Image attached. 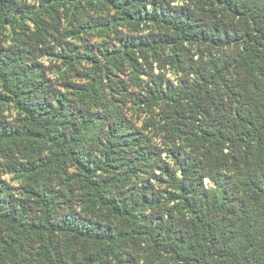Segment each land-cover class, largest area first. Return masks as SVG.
<instances>
[{
  "label": "trees",
  "instance_id": "16d2710c",
  "mask_svg": "<svg viewBox=\"0 0 264 264\" xmlns=\"http://www.w3.org/2000/svg\"><path fill=\"white\" fill-rule=\"evenodd\" d=\"M0 264H264V0H0Z\"/></svg>",
  "mask_w": 264,
  "mask_h": 264
},
{
  "label": "rangeland",
  "instance_id": "374dc122",
  "mask_svg": "<svg viewBox=\"0 0 264 264\" xmlns=\"http://www.w3.org/2000/svg\"><path fill=\"white\" fill-rule=\"evenodd\" d=\"M10 178V177H9ZM210 183V181L209 180H206V184H209Z\"/></svg>",
  "mask_w": 264,
  "mask_h": 264
}]
</instances>
